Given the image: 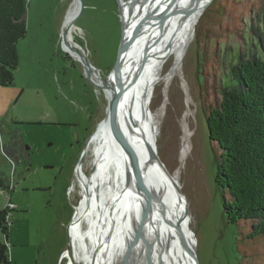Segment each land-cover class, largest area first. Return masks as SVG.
Listing matches in <instances>:
<instances>
[{"label": "rangeland", "instance_id": "rangeland-1", "mask_svg": "<svg viewBox=\"0 0 264 264\" xmlns=\"http://www.w3.org/2000/svg\"><path fill=\"white\" fill-rule=\"evenodd\" d=\"M26 5L27 31L18 41L14 83L0 85V177L6 183L0 188V213L9 209V264H66L68 225L83 193L77 161L108 104L103 87L87 78L68 43L73 40L80 53L84 49L94 68L87 67L107 80L120 49L121 6L120 0H83L70 40L65 22L75 0ZM262 17L264 0H212L173 80L168 86L160 82L149 104L150 113L158 112V154L172 173H181L199 264L242 263L240 228L227 222L215 180L218 147L209 138L206 111L220 101L225 69L249 48L250 28ZM186 114L190 146L182 157L180 118ZM95 156L90 145L78 162L90 178ZM83 222L88 227L87 218Z\"/></svg>", "mask_w": 264, "mask_h": 264}, {"label": "bare ground", "instance_id": "bare-ground-1", "mask_svg": "<svg viewBox=\"0 0 264 264\" xmlns=\"http://www.w3.org/2000/svg\"><path fill=\"white\" fill-rule=\"evenodd\" d=\"M207 2L209 0H120L127 43L122 80L130 77L139 57L151 43L152 53L141 73L120 94L117 104L121 131L149 190V234L154 238V264H192L187 246L196 250V236L184 210L181 173L174 174L166 167L169 171L167 174L154 164L149 158L146 142L158 152V112L150 113L149 104L155 87L162 81L168 86L172 74L180 67ZM194 3L195 7L188 11L186 7ZM79 6L80 2L75 0V6L68 12L65 22L70 40L73 19ZM175 10L178 12L171 15ZM75 45L71 40L68 48L82 59L85 50L80 53L74 48ZM170 59L173 65L165 72V65ZM84 68L92 82L103 87L109 99L116 76L104 80L85 64ZM104 117L87 146L88 149L92 145L96 153L97 167L92 178L86 174L82 164L76 165V175L83 193L70 225L73 246L70 253L65 252L66 264H127L137 256L135 237L141 222L142 197L136 183L128 175L125 154L108 104ZM180 124L179 149L183 157L190 146L191 123L187 114L180 118ZM84 218L88 220V227H84Z\"/></svg>", "mask_w": 264, "mask_h": 264}, {"label": "trees", "instance_id": "trees-1", "mask_svg": "<svg viewBox=\"0 0 264 264\" xmlns=\"http://www.w3.org/2000/svg\"><path fill=\"white\" fill-rule=\"evenodd\" d=\"M27 0H0V85L14 83L18 41L26 35ZM252 28V29H251ZM249 48L225 69L221 99L206 111L210 140L218 147L216 183L228 223L239 226L241 264H264V17L251 26ZM6 187L0 177V188ZM0 264H9L5 216Z\"/></svg>", "mask_w": 264, "mask_h": 264}, {"label": "water", "instance_id": "water-1", "mask_svg": "<svg viewBox=\"0 0 264 264\" xmlns=\"http://www.w3.org/2000/svg\"><path fill=\"white\" fill-rule=\"evenodd\" d=\"M78 1L80 2V6H81L80 9H82L83 0H78ZM210 1H212V0H209V2L206 3L205 9L208 7ZM194 7H195V3L189 4V6L186 7V9L188 11H190ZM120 10H121V8H120ZM175 12L177 13L178 11L175 10L174 12L171 13V15L175 14ZM78 13L74 17L73 24H74V21L78 15ZM121 18H122V16H121ZM141 27H140V29H141ZM124 32H125L124 21L122 18V35H121L122 37H121V41L119 44L120 49H118L115 64H114L113 68L111 69L107 79H109L110 76H112V75L116 76V80H115L114 84L111 85V95H110V98L108 99V110H109V113H110L111 118H112L114 129L116 131V134H117L118 139L121 143L123 152L125 154L126 168H127L128 175L136 183V185H137V187L141 193V197H142V199H141L142 200L141 222H140V225L136 231V237H135L136 247L138 248L137 256H135L136 258L132 259L127 264H154L153 260H152V249H153V245H154V241H153L154 238L151 236V234H149V229L151 227L149 190H148V187H147L145 180L142 176V172H140L139 169L135 166V163L132 159V154H131L127 139H126L123 131H121L122 128L120 126V120H119V116H118V104H117L120 94L124 90L128 89L134 83V81L138 78L139 74L141 73L145 62L147 61V59L149 58V56L152 53L151 49H150L151 43H149L147 45L146 49L143 51V53L139 57L137 64L135 65L133 72L130 75V77L126 78L125 80H122V71H123V66H124V61H125V53H126L125 51H126V46H127L126 38L124 36ZM67 51L69 53H71L69 50H67ZM80 61L83 63V65L85 64L89 68H94L92 66V64L90 63V61L88 59H86L84 56L82 57V59L80 58ZM85 73H86L87 78L92 82V80H91L90 76L87 74L86 70H85ZM86 142L87 143H85L83 151H82L77 163L79 161H81L83 159L84 155L86 154L87 146L89 143V138L86 140ZM146 149H147V152L149 154L150 160L153 161L154 164H157V166L160 167V169H163L168 174L169 171L166 168V165L163 162V160L161 159V157L158 155L156 148H154V146H152L150 143L146 142ZM181 192L183 193V190H181ZM185 209H188V202H186V200H185L184 210ZM74 216H75V213L73 215L71 222L68 225V248L66 250L68 253H70L72 251V246H73L72 241L70 239L69 230H70V225L74 219ZM187 247H188L189 253L191 255L192 264H199L198 257H197V249L195 250L190 246H187ZM65 252H64L63 256L65 255Z\"/></svg>", "mask_w": 264, "mask_h": 264}, {"label": "built area", "instance_id": "built-area-1", "mask_svg": "<svg viewBox=\"0 0 264 264\" xmlns=\"http://www.w3.org/2000/svg\"><path fill=\"white\" fill-rule=\"evenodd\" d=\"M9 204H10V207L9 208L13 209L14 208V204L11 203V202Z\"/></svg>", "mask_w": 264, "mask_h": 264}, {"label": "flooded vegetation", "instance_id": "flooded-vegetation-1", "mask_svg": "<svg viewBox=\"0 0 264 264\" xmlns=\"http://www.w3.org/2000/svg\"><path fill=\"white\" fill-rule=\"evenodd\" d=\"M13 209H14V208H13ZM11 210H12V209H11ZM6 216H10V213H9V212H7Z\"/></svg>", "mask_w": 264, "mask_h": 264}]
</instances>
